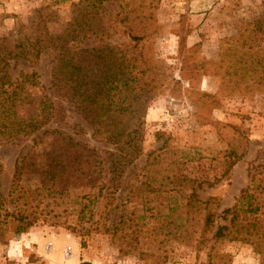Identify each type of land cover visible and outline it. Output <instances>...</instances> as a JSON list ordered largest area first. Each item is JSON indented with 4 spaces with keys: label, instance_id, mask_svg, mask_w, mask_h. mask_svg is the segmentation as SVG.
I'll return each mask as SVG.
<instances>
[{
    "label": "rangeland",
    "instance_id": "rangeland-1",
    "mask_svg": "<svg viewBox=\"0 0 264 264\" xmlns=\"http://www.w3.org/2000/svg\"><path fill=\"white\" fill-rule=\"evenodd\" d=\"M77 1L0 0V56L22 33H63L84 12L73 8ZM110 1L90 12L93 27L120 2L130 17H151L130 22L139 30L147 25L145 44L117 21L106 38L136 58L135 79L154 87L144 109L141 94L123 100L138 117L123 111L124 124L139 119L135 152L124 138L93 137L83 114L59 95L49 45L36 65L0 63V75L13 83L35 72L24 83L34 101L28 110L48 117L34 145V135L0 143V264H264V88L222 85L220 77L233 38L242 33L237 43L246 46L250 23L264 26V0ZM43 97L54 107L43 110ZM58 130L71 139L57 142ZM249 203L260 209L250 211ZM234 206L231 222L223 210ZM16 216L35 224L16 233ZM218 225L229 228L215 239ZM47 241L54 250H44ZM67 246L75 255L68 260Z\"/></svg>",
    "mask_w": 264,
    "mask_h": 264
},
{
    "label": "trees",
    "instance_id": "trees-1",
    "mask_svg": "<svg viewBox=\"0 0 264 264\" xmlns=\"http://www.w3.org/2000/svg\"><path fill=\"white\" fill-rule=\"evenodd\" d=\"M97 7L104 2L111 3L110 0H97ZM73 8L83 7L84 12H78L70 21L65 31L61 34H46L44 38L22 33L11 49L5 51V56H0V63L6 65L9 59L22 58L30 64L36 65L41 52L46 46H50L55 51V63L53 69V85L59 89V95L64 96L72 105L83 114L87 123L92 128V136L105 135L109 141H122L129 144L130 154L135 152L136 142L140 139L139 119L131 121L126 126L121 118L123 111H127L129 117L136 118L133 109L125 110L122 107L123 100L130 98L131 93L139 95L141 105L147 101L146 94L154 89L149 82L142 81L143 77L132 75L133 63L136 58L128 56L119 46L110 44L106 38L112 34L108 31L118 23L128 27L127 35L135 43L143 42L152 35L147 30L145 24L140 30L130 22L138 20H150V16L130 17L129 14L122 13V5L119 3V9L112 13V16H101V28L93 27L96 20V13H90L97 7L90 0H78L72 3ZM86 11V12H85ZM98 24V23H96ZM154 25V22H151ZM148 24V25H151ZM252 25L249 33L246 35L247 44L241 47L237 41L240 40L242 33L235 37L234 44L231 43L228 49L232 50V58L222 61L223 68L221 83L231 81L233 84L244 83L247 88L256 85L264 88V26L258 21L250 23ZM115 32V31H113ZM86 39H94L93 43H83ZM147 68L140 70L144 75ZM35 72L31 74H22L20 81L15 83L9 81L5 73L0 75V143H15L20 138L34 135L33 145L39 141L40 134L37 130L44 124L47 114L42 115L31 112L29 107L33 106V98L25 88V80L33 78ZM235 77L232 79V77ZM139 78V79H138ZM138 80V81H137ZM142 81V82H141ZM32 85L38 84V81H30ZM135 83V84H134ZM138 90V91H137ZM131 94V95H130ZM54 91V97L59 96ZM43 108L54 107V102L48 98L40 99ZM131 104V103H130ZM142 117L143 115H139ZM48 118V117H47ZM138 118V117H137ZM128 128V129H127ZM57 142L63 139H71V136L63 134L58 130V136L54 137ZM60 149H53L50 155L60 152ZM55 151V152H54ZM63 154V153H62ZM250 198V195H248ZM207 201L202 202L203 204ZM250 211H258L260 207H252L249 203ZM223 213H231V222L235 220L237 209L234 207L225 208ZM9 213H5L7 216ZM10 216L13 215L11 212ZM212 215L207 214L204 219L206 225L210 224ZM18 223L15 232H26L28 228L35 224L34 219H24L22 216H16ZM228 225H218L214 238L218 239L225 236L224 230ZM80 264H88L82 262Z\"/></svg>",
    "mask_w": 264,
    "mask_h": 264
},
{
    "label": "built area",
    "instance_id": "built-area-1",
    "mask_svg": "<svg viewBox=\"0 0 264 264\" xmlns=\"http://www.w3.org/2000/svg\"><path fill=\"white\" fill-rule=\"evenodd\" d=\"M54 246V243L52 241H47L44 244V250L50 252ZM64 259L69 258L72 255V250L69 246L64 247L62 251Z\"/></svg>",
    "mask_w": 264,
    "mask_h": 264
},
{
    "label": "bare ground",
    "instance_id": "bare-ground-1",
    "mask_svg": "<svg viewBox=\"0 0 264 264\" xmlns=\"http://www.w3.org/2000/svg\"><path fill=\"white\" fill-rule=\"evenodd\" d=\"M53 248H54V246H53ZM53 248H52V250H53ZM52 250H51V251H52ZM72 255H73V254H72ZM72 255H71L70 257H72ZM70 257H69V258H70ZM69 258H67V259H69Z\"/></svg>",
    "mask_w": 264,
    "mask_h": 264
},
{
    "label": "crops",
    "instance_id": "crops-1",
    "mask_svg": "<svg viewBox=\"0 0 264 264\" xmlns=\"http://www.w3.org/2000/svg\"><path fill=\"white\" fill-rule=\"evenodd\" d=\"M53 250H54V248H53ZM74 256H75V255L73 254V258H74ZM66 260H68V259H66Z\"/></svg>",
    "mask_w": 264,
    "mask_h": 264
}]
</instances>
